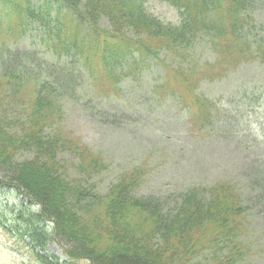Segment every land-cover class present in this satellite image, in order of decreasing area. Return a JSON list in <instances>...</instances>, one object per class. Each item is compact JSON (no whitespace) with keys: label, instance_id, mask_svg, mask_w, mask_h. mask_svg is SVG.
Instances as JSON below:
<instances>
[{"label":"trees","instance_id":"1","mask_svg":"<svg viewBox=\"0 0 264 264\" xmlns=\"http://www.w3.org/2000/svg\"><path fill=\"white\" fill-rule=\"evenodd\" d=\"M47 1L57 2V18L61 10L65 12L57 28L47 29L41 39L56 60V71L80 79L84 70L94 80L88 88L94 89L90 96L101 93V98L107 99L118 97L121 84L131 75L136 81L152 61H159L163 76L154 83V93L160 89L161 100L168 96L188 106L198 131L209 124L208 107L202 101L196 100L194 105L185 100L186 96L195 99L200 94L197 81L208 79L218 68L230 70L252 63L264 68V36L251 39L243 35L254 22L256 0H162L179 12V21L173 24L149 20L146 9L143 12L138 4L124 0ZM29 5L30 0H0V42L5 36L10 38L17 22L22 25L27 17L33 18ZM40 17L44 18L42 12ZM199 42H203L200 47ZM200 48L214 60L200 61ZM13 74L0 73V169L13 177L23 178L28 172L39 176L42 186L29 190L21 183L19 186L37 195L30 200L41 206L43 221L53 222L55 237L66 248V258L85 259L92 264H192L209 251L220 257L216 264H238L242 260V251L231 249L234 237L241 234L239 219L245 205L239 189L225 181L217 191L193 186L178 197L180 205L168 210L160 200L132 196L145 181V171L136 167L116 177L104 194H97L90 180L107 167L100 162L98 168H82L83 158L87 152L92 157L91 152L81 144L78 149L71 136L60 133L65 117L63 92L57 94L55 84L36 78V99L20 105L23 111L16 112V108L8 107L12 101L1 100V94L11 92ZM73 87H80L82 100L87 97L80 84ZM65 152L76 154L72 157L77 162L70 166L77 170L75 177L63 174L65 168L58 156ZM91 170L93 177L89 173V180H81L80 175ZM21 182L25 183L23 179ZM123 206H130L123 211L130 215L120 216ZM231 206H235V218H231ZM200 211L202 214H196ZM136 214L151 219L149 226L156 241L139 234L133 239L129 221ZM36 220L39 223L41 219ZM28 228L27 237L43 236L40 228ZM219 245L228 249L226 256L215 254Z\"/></svg>","mask_w":264,"mask_h":264},{"label":"rangeland","instance_id":"2","mask_svg":"<svg viewBox=\"0 0 264 264\" xmlns=\"http://www.w3.org/2000/svg\"><path fill=\"white\" fill-rule=\"evenodd\" d=\"M127 1L138 4L143 12L146 9L149 20L168 24L179 21L178 10L169 2L124 0ZM52 3L30 0L33 18L27 17L26 24L17 22L10 38L5 36L4 42H0V73H14L11 92L1 94V100L12 101L8 107L16 108L15 111L20 113L23 111L21 106L36 99L37 90L33 89L36 78L55 84L56 93L63 92L61 99L65 111L60 133L71 136L78 149L81 144L91 152L92 157L86 151L88 157L83 158L82 168H98L100 162L107 167L90 180L97 194H104L116 177L136 167L145 171V181L137 188V195L133 192L132 196L160 200L168 210L180 205L178 197L193 186L199 190L214 188L217 191L221 181L234 185L244 197L245 205H242V219L241 216L239 219L241 234L234 237L231 249L242 251L243 257L238 264H264V68L257 63L226 68L227 72L225 68H218L208 79L197 81L196 89L200 94L194 96L195 99L186 96L185 100L194 105L198 103L196 100L202 101L208 107L209 124L203 131H198L188 106L168 96L161 100L160 89L154 93V83L163 76L159 61H152L136 81L135 75H131L121 84L118 97L107 99L101 98V93L90 96L94 89L88 88L94 80L84 70L80 79L56 71L53 65L56 60L41 42L46 30L57 28V22L65 14L61 10L57 18L58 4ZM253 21L247 29L248 34L243 35L251 39L264 36V0H256ZM202 45L203 42H199L197 46ZM197 54L203 58L200 61L214 60L204 49H198ZM67 62L70 65V61ZM79 84L87 96L83 100L80 87H73ZM40 94L43 96L44 92ZM112 94L111 91L110 96ZM74 155L65 152L58 156L65 168V177H75L77 173L70 167L77 162ZM91 172L81 174V180H89V173L93 177ZM19 183L28 190L43 184L39 176L29 172L19 178L15 174L8 176L0 169V264H92L85 259H66L65 247L55 237L53 222L43 221L41 206L36 200H30V196L35 198L37 195L27 193ZM90 184H87L89 188ZM230 202L232 205L234 199ZM127 207L130 206H123L120 216L130 215L123 212ZM234 207L231 206V218L237 216ZM33 216L42 221L37 223ZM150 221L144 214H136L129 221L134 229L133 239L139 234L141 238L152 236L156 241ZM144 224L147 227L144 228ZM28 227L40 228L43 236L34 235L35 240L27 237ZM40 244H44L43 248ZM214 252L224 257L229 251L225 245H219ZM210 254L208 251L205 256L196 257L192 264H216L219 256L214 255V258Z\"/></svg>","mask_w":264,"mask_h":264}]
</instances>
